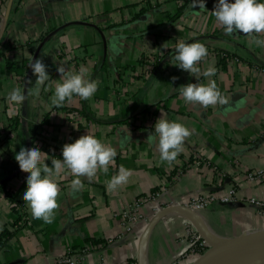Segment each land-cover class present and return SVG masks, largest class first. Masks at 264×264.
Segmentation results:
<instances>
[{
  "label": "crops",
  "instance_id": "crops-1",
  "mask_svg": "<svg viewBox=\"0 0 264 264\" xmlns=\"http://www.w3.org/2000/svg\"><path fill=\"white\" fill-rule=\"evenodd\" d=\"M14 1L0 42V264H53L67 248L77 252L87 246L82 264L137 263L140 239L156 206L183 205L201 192L227 194L235 182L230 203L159 220L146 240V264H185L179 259L188 242L179 238L189 236L190 226L210 243L264 229V215L248 201L264 200V180L244 177L264 165V46L254 42L253 34H226L211 12L215 0L194 10L192 0ZM254 35L264 38V33ZM179 40L204 43L208 54L199 65L214 66L216 72L205 77L174 65ZM37 56L50 75L43 83L30 65ZM231 56L239 64L230 63ZM58 65L71 71L84 67L98 81L96 93L88 99L74 94L53 105L61 80ZM213 79L226 104L205 107L185 102L179 93L183 84ZM13 89L24 93L22 102L10 99ZM162 115L191 130L172 162L161 161L158 138L148 139ZM87 132L116 148L115 163L92 180L82 176L75 192L74 175L65 169L58 177L54 219L34 218L22 195L28 170L20 167L15 151L35 144L48 153L45 162L51 166V159L62 158L65 143ZM39 133L43 146L36 143ZM121 165L132 174L126 184L109 190L107 181ZM156 192L160 196L150 198ZM139 197L144 200L141 219L128 236L124 211ZM6 230L10 235L2 236Z\"/></svg>",
  "mask_w": 264,
  "mask_h": 264
},
{
  "label": "clouds",
  "instance_id": "clouds-1",
  "mask_svg": "<svg viewBox=\"0 0 264 264\" xmlns=\"http://www.w3.org/2000/svg\"><path fill=\"white\" fill-rule=\"evenodd\" d=\"M207 0H192V8L198 5L199 9L206 8ZM216 20L224 26L226 34L244 32L253 34L254 42L264 46V38L254 34L264 33V0H215L214 9L211 11ZM175 51L172 53L176 61L174 65L190 74H202L205 77L212 76L216 72L214 66L201 68L199 62L208 54L206 45L200 41L176 42ZM114 52L119 49L114 45ZM33 72H36V81L43 83L49 78L47 65L42 56H37L30 63ZM57 71L61 74L60 82L55 85L52 96V104L60 105L70 100L73 95L82 99L93 96L98 89V81L86 75V69L81 67L77 71L67 70L63 65H58ZM177 77H173L176 79ZM179 93L185 102L197 103L201 106L226 104L227 98L221 93L216 81L209 80L202 83L196 80L179 87ZM10 99L14 102H22L24 93L19 89H13ZM191 134L190 128L179 120H169L164 115L158 118L154 124V131L150 132V142L158 138V148L161 161L172 162L182 151L186 137ZM62 158L51 159V166L46 163L48 153L42 151L37 145H20L15 151V158L28 173L25 177L27 187L23 190V198L27 201L34 218L42 219L45 223H51L58 207V194L60 184L58 177L65 169L74 175L71 181L73 192L82 187L81 177L86 176L92 180L98 170L108 171L110 164L115 163L117 150L114 146L104 142L100 138L87 132L73 142L65 143L61 149ZM132 174V169L121 165L118 171L107 181L106 187L115 190L126 184Z\"/></svg>",
  "mask_w": 264,
  "mask_h": 264
},
{
  "label": "built area",
  "instance_id": "built-area-1",
  "mask_svg": "<svg viewBox=\"0 0 264 264\" xmlns=\"http://www.w3.org/2000/svg\"><path fill=\"white\" fill-rule=\"evenodd\" d=\"M4 9V8H3ZM157 58L154 60L149 61V63L146 65L147 69L150 70L153 65L157 63ZM230 63L232 64H239L240 60L236 57L230 58ZM50 134V133H49ZM42 133H39L37 135V140L36 143L40 146H43L45 141L44 139L40 136ZM43 136L46 138L48 136V133L46 132L43 133ZM244 177L248 181H257L260 182L264 180V165L257 169H253L245 173ZM237 182L234 183V186L232 189L229 190L227 194H221L218 192H207V193H198L195 196H193L187 203L183 204L186 205L190 208H192L195 211H200L205 208H208L211 206L213 203L220 202V203H230L235 199L236 193H237ZM160 192H156L151 194L150 198H157L160 196ZM249 202L255 204L258 207L259 213L264 215V200H260L256 197H250L248 199ZM144 200L143 198L139 197L136 201H134L131 205H129L125 211L124 214L126 216V220L124 222L125 224V234H128V236L131 234L133 226L139 222L141 219V215L139 214V209L142 206ZM171 205H176L175 203L172 202H162L158 206H156V213L159 212L163 207L171 206ZM23 213V212H20ZM149 223V221L147 222ZM188 232H192L191 229H188ZM124 233H122L124 235ZM122 237V235H121ZM126 237V235H125ZM112 242V241H111ZM207 243L206 240H202L201 236H195L193 235L189 241H188V248H191L193 250V254L196 257H199L201 254H203L207 248ZM188 248L186 250H188ZM206 248V250H205ZM90 247H83L80 248L79 250H76L69 247L64 251L62 254H60L55 260L53 264H82V260L84 256L89 252ZM98 264H136L135 262H131L130 260H118V261H109L107 259L102 260Z\"/></svg>",
  "mask_w": 264,
  "mask_h": 264
},
{
  "label": "water",
  "instance_id": "water-1",
  "mask_svg": "<svg viewBox=\"0 0 264 264\" xmlns=\"http://www.w3.org/2000/svg\"><path fill=\"white\" fill-rule=\"evenodd\" d=\"M13 3L14 0H9L6 11L1 16L2 21L0 24V42L7 28ZM178 211L184 212L188 216L192 212H197L186 205L180 204L163 207L159 212H157L151 221H149L141 236L139 243L138 264H146L144 247L148 236L152 232L157 222L167 215ZM194 223H196V221H194ZM262 240H264V229L245 232L233 239H216L203 254L194 258V260H191L190 264H216L225 260H231L237 256V254L245 252L246 248L255 247V245Z\"/></svg>",
  "mask_w": 264,
  "mask_h": 264
},
{
  "label": "bare ground",
  "instance_id": "bare-ground-1",
  "mask_svg": "<svg viewBox=\"0 0 264 264\" xmlns=\"http://www.w3.org/2000/svg\"><path fill=\"white\" fill-rule=\"evenodd\" d=\"M211 243L213 244L214 241H211ZM216 264H264V240L256 244L255 247L246 248L245 252L237 254L233 259L225 260Z\"/></svg>",
  "mask_w": 264,
  "mask_h": 264
},
{
  "label": "rangeland",
  "instance_id": "rangeland-1",
  "mask_svg": "<svg viewBox=\"0 0 264 264\" xmlns=\"http://www.w3.org/2000/svg\"><path fill=\"white\" fill-rule=\"evenodd\" d=\"M190 228H191V226H190ZM190 228H187V235L189 234V236H188V237H181V238H179V240H183V238H184V239H186V241L188 242L189 239H190L193 235L198 236V234L194 233L192 230H191V231H192L191 233L188 232V229H190ZM202 240H206V238H202ZM206 243H207L206 248H208V247L211 245V243H210L208 240H206ZM187 247H188V245H187ZM206 248H205V250H206ZM184 255H185V256L182 255V257H180L179 260H182V261L185 260V261H184L185 264L188 262V261L186 260V259H187V258H186L187 255L192 256V257H191L192 260H194V258H195L194 254H193V250H192L191 248H188V250H185ZM136 264H138V261H137ZM170 264H178V261H177V260H174V261H173L172 263H170ZM188 264H190V263H188Z\"/></svg>",
  "mask_w": 264,
  "mask_h": 264
},
{
  "label": "trees",
  "instance_id": "trees-1",
  "mask_svg": "<svg viewBox=\"0 0 264 264\" xmlns=\"http://www.w3.org/2000/svg\"><path fill=\"white\" fill-rule=\"evenodd\" d=\"M8 2H9V0H0V11L7 6ZM4 235H6V236L10 235V232H8L7 230L4 231L2 233V236H4Z\"/></svg>",
  "mask_w": 264,
  "mask_h": 264
}]
</instances>
